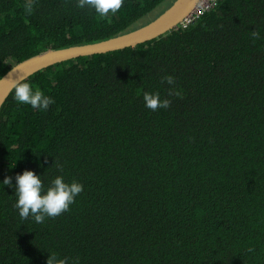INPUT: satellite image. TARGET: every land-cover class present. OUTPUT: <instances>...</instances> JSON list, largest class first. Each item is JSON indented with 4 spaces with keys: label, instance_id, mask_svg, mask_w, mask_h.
Wrapping results in <instances>:
<instances>
[{
    "label": "trees",
    "instance_id": "1",
    "mask_svg": "<svg viewBox=\"0 0 264 264\" xmlns=\"http://www.w3.org/2000/svg\"><path fill=\"white\" fill-rule=\"evenodd\" d=\"M174 1L125 0L100 18L77 0H0V79L50 49L137 30ZM25 81L55 103L7 99L0 182L28 169L84 188L38 224L0 184V264H46L48 252L69 264H264V0H216L187 27ZM144 92L170 106L146 108Z\"/></svg>",
    "mask_w": 264,
    "mask_h": 264
},
{
    "label": "clouds",
    "instance_id": "2",
    "mask_svg": "<svg viewBox=\"0 0 264 264\" xmlns=\"http://www.w3.org/2000/svg\"><path fill=\"white\" fill-rule=\"evenodd\" d=\"M125 0H77V7L91 8L100 18H107L109 13L115 15L123 6ZM252 35L260 38L259 31H254ZM162 83L174 86L175 79L171 75L162 78ZM173 93L170 91L169 93ZM13 99L20 104L30 105L33 109L47 111L55 100L44 93L39 87H33L30 82H14ZM144 106L152 111L158 108L167 109L170 100L161 99L158 92L143 93ZM17 162V161H16ZM16 165V163H15ZM15 165L13 167H15ZM33 170L25 169L15 176V185L12 177L6 176L0 184L14 187L16 202L14 207L18 210L21 220L30 217L35 223H43L48 218H54L69 210L70 206L76 202V197L83 191V184L73 180L65 182L62 175L55 177L50 184L45 186L41 179ZM46 264H69V258L60 257L58 254L49 253ZM71 264H78V260H72Z\"/></svg>",
    "mask_w": 264,
    "mask_h": 264
},
{
    "label": "water",
    "instance_id": "3",
    "mask_svg": "<svg viewBox=\"0 0 264 264\" xmlns=\"http://www.w3.org/2000/svg\"><path fill=\"white\" fill-rule=\"evenodd\" d=\"M200 2L201 0H175L160 16L137 30L92 44L50 49L43 54L21 62L0 79V111L14 92V82L25 81L34 74L56 64L124 50L155 40L179 28L184 21L192 16ZM1 168L0 160V179Z\"/></svg>",
    "mask_w": 264,
    "mask_h": 264
},
{
    "label": "built area",
    "instance_id": "4",
    "mask_svg": "<svg viewBox=\"0 0 264 264\" xmlns=\"http://www.w3.org/2000/svg\"><path fill=\"white\" fill-rule=\"evenodd\" d=\"M215 6L216 0H201L192 16L184 21L181 26L187 27L188 24L196 21L201 15L210 12Z\"/></svg>",
    "mask_w": 264,
    "mask_h": 264
}]
</instances>
